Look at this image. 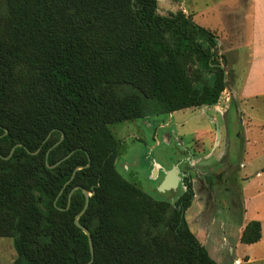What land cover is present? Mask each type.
Wrapping results in <instances>:
<instances>
[{
  "label": "trees",
  "instance_id": "obj_1",
  "mask_svg": "<svg viewBox=\"0 0 264 264\" xmlns=\"http://www.w3.org/2000/svg\"><path fill=\"white\" fill-rule=\"evenodd\" d=\"M156 8L0 0V236L12 239V264L89 260L73 223L82 189L89 264H218L184 218L189 183L170 204L114 166L109 124L213 105L226 85L215 35L180 9ZM259 238V221H248L239 241Z\"/></svg>",
  "mask_w": 264,
  "mask_h": 264
},
{
  "label": "rangeland",
  "instance_id": "obj_2",
  "mask_svg": "<svg viewBox=\"0 0 264 264\" xmlns=\"http://www.w3.org/2000/svg\"><path fill=\"white\" fill-rule=\"evenodd\" d=\"M217 1L223 0H156V12L167 14L180 9L184 14H191L192 20L202 27L206 25L204 22L216 26L219 20L223 19L222 14L217 12L213 17L205 12ZM242 17L243 15H238L235 19L243 22ZM228 59L233 64L228 66L229 68L225 67V81L231 90L224 89L215 104L185 108L170 115H146L114 122L109 124L108 128L118 141L114 160L116 171L153 199H164L170 204L182 189L179 184L175 192H158L156 185L162 173L160 167L172 166L177 162L178 167L184 165L187 161V150L192 152L195 159L201 153L194 143L196 140L204 143L205 151L211 149V153L203 161L207 163V169H213L212 173L218 172L224 190L220 186L214 187V201L207 209L201 196L193 199L183 215L192 232L198 222L213 219L216 220L215 227H218L219 218L222 219L225 222L223 231L226 239L235 244L237 224L243 221V199L248 201L250 210L264 212V94L239 96L241 90L238 83L243 75L240 70L247 60L244 54H231ZM205 126L207 128L204 129ZM202 132H206L213 143H208L206 135ZM222 152L227 154L234 170L223 172V165L217 166L214 160ZM239 163H242V166H239ZM193 165L199 169L206 167H199L198 163ZM154 166L157 173L159 172L157 178L152 174ZM238 170L241 179L235 174ZM192 188L193 192L198 191L197 180L193 179ZM218 239L220 240V237L211 235L203 246L214 261L228 264L231 256L226 247L216 253V248L220 245ZM260 251L259 258L246 263L247 257L244 256L236 263L264 264V248ZM13 258L12 239L0 236V264H12Z\"/></svg>",
  "mask_w": 264,
  "mask_h": 264
},
{
  "label": "crops",
  "instance_id": "obj_3",
  "mask_svg": "<svg viewBox=\"0 0 264 264\" xmlns=\"http://www.w3.org/2000/svg\"><path fill=\"white\" fill-rule=\"evenodd\" d=\"M223 1L214 2L212 6H210V9L205 12L208 13L209 16L211 15L213 17L218 13H221L223 19H218L219 22L216 26L213 24L210 25L208 22H204V24H206L204 28L210 30L215 35L217 52L218 54L223 55L226 59V63L224 66L225 74V67L231 66L233 64L230 63L228 59L229 55L244 54V57L247 60L242 66V70H240L243 74L240 77L238 83V87L240 88L239 90H241V95H237L248 97L256 95L258 93L264 94V0ZM214 12H216V14H212ZM186 15H189L191 17V14L186 13ZM201 15H203V13H201ZM238 15H243V22L239 20L236 21L235 18ZM226 88L231 90L228 86L225 85V89ZM230 92L232 93V91ZM167 114L170 115V113ZM203 128L205 129L207 128V126ZM202 134L206 135V132H202ZM206 139L208 143H213L211 138L207 135ZM194 143L197 144V148H199L198 150L201 153L194 159L192 153L190 151H187V156L188 158H190L188 164L193 165V163H198L199 166H206L207 163L203 161V159L211 153V149L209 151H205L203 142H197L196 140ZM239 166H242V163H239ZM170 167L171 166L160 167V171L162 173L159 176L158 181H161L164 178ZM201 170H203V168H201ZM201 170L199 169L197 170V172H201ZM238 172L239 170L236 171L235 174H237V176L241 179V176L239 175L240 173ZM158 173L156 167L154 166L152 171L153 176L157 178ZM198 198V196L193 195L191 201ZM213 201L214 199L211 200L210 205L213 203ZM248 205V201L243 199V221L241 220L239 222V225L237 224L238 228L235 244H233L232 242L229 243V241L226 239L225 232L223 231L225 222L220 218L218 221V227H215L214 224L216 220L213 221V219H210L207 222H198V224L195 225V231L191 232L194 234L195 238L202 246L205 241L210 238L211 235L216 236V238L220 237L222 243L218 239V244L220 243V245L216 248V253L218 254V251H223L226 247L229 250L231 256L230 262L228 264H234L237 261L241 260L244 256L247 257L245 262L249 263V261L259 258L261 256L260 250L264 248V212H261V210H250ZM207 208L208 206L206 207V209ZM255 209H257V207ZM262 210L264 211V208ZM250 220L259 221L260 238L254 243H241L239 241L241 231L245 224Z\"/></svg>",
  "mask_w": 264,
  "mask_h": 264
},
{
  "label": "flooded vegetation",
  "instance_id": "obj_4",
  "mask_svg": "<svg viewBox=\"0 0 264 264\" xmlns=\"http://www.w3.org/2000/svg\"><path fill=\"white\" fill-rule=\"evenodd\" d=\"M187 151H190V150H187ZM187 151H186V155H187ZM185 159L187 161H186V163H184V165L181 164V166H179V167L177 165L179 170L182 171L184 174L183 176L179 175V180H178L177 186L180 184L181 189L183 188V190H181V192L179 194H181L183 191L186 190L185 184L189 183L191 186V190H192V196L193 195L201 196L202 199L204 200L203 203H204L205 207H207L211 203V200L213 199V194H214V190H215L214 187L220 186V188H222V189L224 188L221 185V183H222L221 177L217 175L218 172L212 173L213 169H207V166H206V169L204 167L203 170L200 169L201 172H197V170H199V168H195L194 165L188 164L190 158H188V156H187V157H185ZM214 161L217 162V166L223 165L224 168L221 169V170H223V172L232 171V169L234 170V165H232L230 163V161L228 160V156L225 152L220 153L215 158ZM193 179L197 180V185H198V191L197 192H193V188H192ZM206 179H209L208 182L205 181ZM177 186H176V188H177ZM175 189L169 190L167 192H175ZM162 193H164V192H162ZM207 199H208V201H207Z\"/></svg>",
  "mask_w": 264,
  "mask_h": 264
},
{
  "label": "water",
  "instance_id": "obj_5",
  "mask_svg": "<svg viewBox=\"0 0 264 264\" xmlns=\"http://www.w3.org/2000/svg\"><path fill=\"white\" fill-rule=\"evenodd\" d=\"M224 80H225V73H224ZM225 89V88H224ZM204 107L208 106L206 104L202 105ZM62 137V136H61ZM61 137L59 138V140L61 139ZM57 142H55L52 146H54L55 144H57ZM69 155L66 154L63 158H60L59 160H57L55 162V164H57L58 162H60L61 160H63L64 158H66ZM179 175L183 176V172L179 170V168L177 167V164H173L169 170L167 171V173L165 174L164 178L158 182V184L156 185V190L158 192H166L169 190H174L177 186L178 180H179ZM83 195H84V204L83 207L81 208V210L74 216L73 218V223L76 227L80 228L87 236V242L89 245V252H90V258L87 262L84 263H79V264H89L92 260V247H91V240H90V236L87 233L86 229L81 226L78 221H77V217L85 210L86 206H87V197L89 195V192H86L85 190H81Z\"/></svg>",
  "mask_w": 264,
  "mask_h": 264
}]
</instances>
